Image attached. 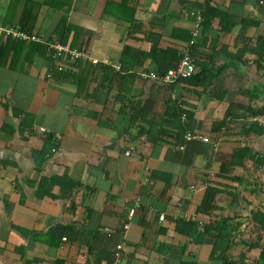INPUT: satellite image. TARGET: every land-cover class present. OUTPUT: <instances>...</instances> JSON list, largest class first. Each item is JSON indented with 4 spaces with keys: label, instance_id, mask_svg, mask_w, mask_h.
I'll list each match as a JSON object with an SVG mask.
<instances>
[{
    "label": "crops",
    "instance_id": "1",
    "mask_svg": "<svg viewBox=\"0 0 264 264\" xmlns=\"http://www.w3.org/2000/svg\"><path fill=\"white\" fill-rule=\"evenodd\" d=\"M207 3L234 20L262 19L257 0H0L4 264H113L121 243L118 264H224L205 228L235 216L244 222L228 260L258 258L249 217L264 209V165L232 161L244 148L264 157L263 126L249 112L264 105V68L243 52L264 25L225 32L213 20L193 48L198 70L217 73L207 87L141 77L176 67L192 11ZM5 27L42 42L8 38ZM54 42L99 63L58 72ZM177 100L184 134L171 117ZM189 131L209 142H186ZM207 181L220 190L208 214L205 191L191 190Z\"/></svg>",
    "mask_w": 264,
    "mask_h": 264
},
{
    "label": "trees",
    "instance_id": "2",
    "mask_svg": "<svg viewBox=\"0 0 264 264\" xmlns=\"http://www.w3.org/2000/svg\"><path fill=\"white\" fill-rule=\"evenodd\" d=\"M205 7L206 9L204 13V23L202 26L203 31H205V29H208L211 26L215 18H219L221 20V24H222L221 30L225 32H230L233 29V27L236 26L237 22L246 24L248 27H255L256 29L261 27V25H264V0H257V5H256V9L258 13L262 16L261 20H256L251 18L234 20L228 15V13L218 10L212 7L208 3L206 4ZM227 20L231 22L230 24H228V26L227 24H225ZM254 44H255L254 47L245 45L244 46L245 50L243 52L244 54L245 52L254 53L257 56V59L255 61L257 67L264 68V30L255 37ZM216 76H217L216 72H212L202 67L192 77L183 79L181 81L188 82L195 86L207 87L210 84L209 80H211L212 77H216ZM184 108H185L184 104L181 107L175 105V108L172 110L173 114L171 116L176 121V123L174 124V128H176L182 134H184V131L186 130L185 126L182 125V123L180 122L181 116L185 115L184 112H186V109ZM249 112L253 117L264 115V105L261 107L251 108ZM256 124L257 123H254L251 127L253 128V126ZM262 130H264V127H262ZM233 158L234 160L232 161V164L238 163L237 161L238 158H240L241 161L239 163H242L246 158H251L258 165L260 166L264 165V157H262L257 153H253L249 148L242 149L240 154L234 155ZM231 180L239 181L240 179L232 178ZM204 191H205V195L200 211L208 214L209 212H212L216 208L215 206L216 196L220 192V190L210 186L208 189ZM249 218H250L249 220L252 222L255 228L254 230L251 231L254 234L255 242L248 243V247L250 249L253 248L260 249L258 258L250 264H264V209L258 207L256 210H253L251 212ZM243 222L244 221L241 220V217H237V216H235L234 218L221 217L219 221H216L215 225L213 226L211 225V227L208 226L210 228L208 227L205 228L206 231L212 229L211 231H214L216 233L214 239V250L211 256L212 259L222 260L224 264H232L231 261L228 260L226 256V252L230 248L233 242L232 240L233 232L238 230L242 226Z\"/></svg>",
    "mask_w": 264,
    "mask_h": 264
},
{
    "label": "built area",
    "instance_id": "3",
    "mask_svg": "<svg viewBox=\"0 0 264 264\" xmlns=\"http://www.w3.org/2000/svg\"><path fill=\"white\" fill-rule=\"evenodd\" d=\"M201 6L195 10L192 11L193 16V26L191 28L190 39L181 46L180 48V58L177 62V65L175 68L168 70L166 73H155V72H143L141 73V77L145 80H155L162 82L166 85H173L175 83H178L179 81L183 79H187L192 77L198 70V66L196 63L195 56L193 54V48L197 44L198 38L202 36L203 34V23H204V13H205V7ZM3 32L6 37L12 38L19 41H24L26 43H32L42 42V38L39 37L37 34H34L30 31H25L20 28H13V27H5L3 29ZM49 53L51 58L55 61V70L58 72H63L66 70L65 64H77V63H84L87 61H91L93 64H98L99 61L96 59H93L89 52L84 51L83 49H77V48H70L66 45H63L61 42H54L49 43ZM68 62V63H65ZM51 76H49L50 78ZM176 105L178 107L182 106L181 101H176ZM185 116V115H183ZM252 121L257 122L261 126L264 127V115L255 116L252 117ZM43 133H46L45 129H42ZM185 141L191 142V141H203V142H209V138L194 132H187L185 135ZM210 187V183L204 182L199 187L192 186L191 190L196 191H204ZM134 214L133 212L130 213L128 216V221H130L133 218ZM123 229L126 232L129 229V223H125L123 225ZM124 246V243L118 244L116 247L115 252V260L113 264H118L121 258V250ZM2 243L0 242V264H4L3 257H2Z\"/></svg>",
    "mask_w": 264,
    "mask_h": 264
}]
</instances>
